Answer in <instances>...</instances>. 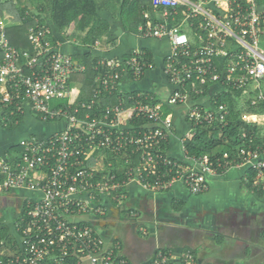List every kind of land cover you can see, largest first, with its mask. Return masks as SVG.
I'll return each instance as SVG.
<instances>
[{
	"label": "built area",
	"instance_id": "1",
	"mask_svg": "<svg viewBox=\"0 0 264 264\" xmlns=\"http://www.w3.org/2000/svg\"><path fill=\"white\" fill-rule=\"evenodd\" d=\"M152 6L144 11L147 23L139 27V36L170 43L163 69L171 88L166 105L152 96L123 95L124 80L139 81L152 67L142 50L99 62L103 72L96 77L100 86L93 97L70 102L72 77L84 73L85 64L61 50L51 26L30 29L33 52L19 54L0 11V107L66 124L52 136L21 141L16 161L0 156V193H24L19 222L13 224L17 251L0 258V264H131L116 247H108L89 220L106 214L105 198L122 202L130 183L152 191L182 183L200 195L209 191L213 178L237 168L254 172L252 187L264 191L261 147L197 158L187 155L183 141V162L165 149L175 131L173 109L189 104L185 119L192 138L199 126L227 125L228 106L217 102L223 92L245 90L251 83L261 88L264 0H153ZM104 93L117 94V102L96 111ZM64 101L66 107H54ZM242 120L264 127V113ZM93 159L99 169L91 166ZM194 263L188 253L185 264ZM151 264L173 261L158 251Z\"/></svg>",
	"mask_w": 264,
	"mask_h": 264
},
{
	"label": "crops",
	"instance_id": "2",
	"mask_svg": "<svg viewBox=\"0 0 264 264\" xmlns=\"http://www.w3.org/2000/svg\"><path fill=\"white\" fill-rule=\"evenodd\" d=\"M100 16L113 41L106 44V38L103 43L97 38L92 44L86 42L87 32L82 38L70 40L56 31L55 41L61 50L73 57L90 54L100 60L126 59L135 50H142L152 67L139 81L124 80L123 95L141 100L152 96L156 103L166 105L171 88L163 69L170 53L169 41L127 32L121 19L110 11H101ZM72 82L70 102L78 104L84 83ZM130 105L128 101L126 106ZM187 105L173 109L175 131L166 146L167 155L181 162L185 155L182 143L191 135V125L185 119ZM33 115H23L17 128L10 129L0 110V156H6L23 140L49 137L66 127L65 122L45 123ZM246 177V170L234 168L213 178L209 191L200 195L191 194L182 183L168 191H152L130 183L122 202L105 198L106 214L89 220L108 247H116L131 264H151L158 251L169 253L173 264H185L188 253L193 254L194 264H264V192L245 186ZM23 197L24 193H0V221L9 224L12 231ZM11 209L15 210L13 217Z\"/></svg>",
	"mask_w": 264,
	"mask_h": 264
},
{
	"label": "trees",
	"instance_id": "3",
	"mask_svg": "<svg viewBox=\"0 0 264 264\" xmlns=\"http://www.w3.org/2000/svg\"><path fill=\"white\" fill-rule=\"evenodd\" d=\"M117 4L120 6L121 21L126 31L135 35L139 34V27L147 23L144 11L151 10L153 0H16V2L0 0V10L7 5H14L17 8L21 23L8 27V38L16 51L22 54L23 52H33L29 41V31L36 27L51 26L67 39L70 35L68 33L66 36V32L70 29L77 33L87 32L86 42L94 44L98 40L97 38H101V40L106 38L105 42L108 44L113 40L110 39L111 34L107 31L106 23L102 20L100 12L110 11V7ZM193 29L200 30L196 25ZM73 58L75 61L85 64L87 68L84 73L72 77V81L78 80L84 83L83 93L78 103L89 101L94 95V90L98 87L96 77L103 72L101 68H97L102 60L94 59L90 54ZM78 59L80 60L78 61ZM106 61L108 60L106 59ZM243 91H226L217 97L218 103H225L228 106L227 125L216 123L215 125L199 126L197 133L184 141L189 157L199 158L207 155L216 159L226 153L232 155L246 146L264 149V127L245 123L242 120L243 114L235 107L233 96H239ZM116 98L117 94L104 93L99 97L95 110H103L111 104L114 105ZM255 102V105L253 100L248 102L249 110L247 111L251 114L264 113V98L259 99L258 95V101ZM67 105V101H64L54 104V107H66ZM0 110L4 112L6 124L10 129L17 128L23 120V115L16 113L14 108L2 109L0 107ZM168 112H170L169 109H166L165 113ZM22 152L21 146H16L10 148L6 156L9 160L16 161ZM109 157L111 159L110 155ZM246 174L249 182L245 183V186L251 189L255 173L246 171ZM16 251L17 242L11 227L6 222L0 221V258L5 259Z\"/></svg>",
	"mask_w": 264,
	"mask_h": 264
},
{
	"label": "rangeland",
	"instance_id": "4",
	"mask_svg": "<svg viewBox=\"0 0 264 264\" xmlns=\"http://www.w3.org/2000/svg\"><path fill=\"white\" fill-rule=\"evenodd\" d=\"M5 1H13L16 2V0H5ZM264 9V8H263ZM2 15H1V20L3 21L4 25L7 27H12V26H16L19 25L21 23L20 17L18 15L17 12V8L13 5H7L5 7H2L1 10ZM110 13L114 14L117 18L121 19V13H120V6L117 5H113L112 7H110ZM70 35V40L75 39V37L77 38H82V33L81 32H73L71 29L67 31ZM264 44V43H263ZM264 47V45H263ZM100 83H98V87L99 88ZM261 88L257 89L256 88V83H251L243 92L240 93V95H234L233 99H234V104L235 107L241 111V113L243 115H247V114H251L249 113V105L248 102L250 101H258V95H260L261 93L264 94V81L261 82ZM96 88V89H97ZM95 91V90H94ZM259 115H261L262 113H257ZM35 118H37L36 115H33ZM101 160H103V157H101ZM99 165V163L97 164ZM96 165V160L93 159L92 161V167L95 169H99V167ZM8 208V206L5 208V210ZM10 210V208L7 210V212ZM15 210L11 209V217H13ZM9 213V212H8ZM10 216V215H8ZM10 218V217H9ZM10 221L12 220L11 218L9 219ZM19 222V219H17ZM16 221V220H14Z\"/></svg>",
	"mask_w": 264,
	"mask_h": 264
},
{
	"label": "flooded vegetation",
	"instance_id": "5",
	"mask_svg": "<svg viewBox=\"0 0 264 264\" xmlns=\"http://www.w3.org/2000/svg\"><path fill=\"white\" fill-rule=\"evenodd\" d=\"M19 202H20V204L22 205V200L19 201ZM3 203H4V199L1 200V204H3Z\"/></svg>",
	"mask_w": 264,
	"mask_h": 264
}]
</instances>
